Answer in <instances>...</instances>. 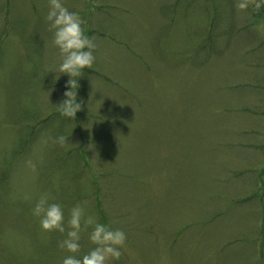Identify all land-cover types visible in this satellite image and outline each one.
<instances>
[{
  "label": "rangeland",
  "instance_id": "rangeland-1",
  "mask_svg": "<svg viewBox=\"0 0 264 264\" xmlns=\"http://www.w3.org/2000/svg\"><path fill=\"white\" fill-rule=\"evenodd\" d=\"M0 264H264V0H0Z\"/></svg>",
  "mask_w": 264,
  "mask_h": 264
}]
</instances>
